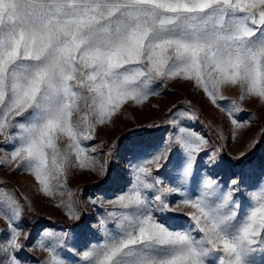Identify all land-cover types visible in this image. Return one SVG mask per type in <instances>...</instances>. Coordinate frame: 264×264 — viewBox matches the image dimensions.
<instances>
[{
  "label": "snow or ice",
  "instance_id": "1",
  "mask_svg": "<svg viewBox=\"0 0 264 264\" xmlns=\"http://www.w3.org/2000/svg\"><path fill=\"white\" fill-rule=\"evenodd\" d=\"M178 77L202 91L235 129L250 124L222 93L239 88L242 100L264 103V0H0V135L12 144L11 159L21 161L17 169L32 174L47 196L54 194L49 179L64 175L67 162L55 143L58 134L67 135L79 159L94 151L81 145L94 139V124L110 122L128 101L157 95L156 80ZM84 91L92 94L95 115L82 127L72 116L78 99H87ZM192 119L174 105L171 136L163 143L139 139L151 126L129 129L124 149L130 186L138 187L117 199L127 200L130 214L119 231L81 251L67 247V234L45 229L34 245L47 253L42 264H68L63 253L70 251L77 264H264V180L242 192L247 180L241 176L224 190L218 177L201 170L203 156L208 164L216 161L205 151L207 138L185 123ZM165 176L171 186L159 187ZM177 193L181 199L170 206L167 196ZM181 205L194 210L185 230L166 222V213ZM4 208L10 215L3 213L9 229L0 240V264H25L20 253L29 246L21 238L30 234L21 237L22 209L14 199L0 201ZM66 214L80 219L72 207Z\"/></svg>",
  "mask_w": 264,
  "mask_h": 264
},
{
  "label": "rangeland",
  "instance_id": "2",
  "mask_svg": "<svg viewBox=\"0 0 264 264\" xmlns=\"http://www.w3.org/2000/svg\"><path fill=\"white\" fill-rule=\"evenodd\" d=\"M168 54L170 53H165ZM153 87L156 88L157 95L150 96L141 104L128 101L115 110L110 122L94 124V139L81 140L82 146L94 151H87L79 159L75 150L69 149L71 142L67 135L58 134L55 143L59 151L66 154L67 162L64 163V175L49 179L54 190L52 196L43 194L42 186L34 180L32 174L17 169L16 166L21 161L19 158L15 161L11 159L12 144H5V136L0 135V201L17 200L22 209V218L19 220L21 237L30 234L29 240L21 238V242L29 246L20 253L25 264H42L47 259V253L34 246L45 229L56 234H67V247L75 251L102 242L106 233L119 231L118 224H123L124 216L130 213L125 207L127 200L120 201L117 197L121 194L130 196L138 187L130 186V157L125 152L123 137L129 129L151 126V130H140L145 135L139 139L147 144L163 143L171 136L168 119L169 110L174 105L189 112L193 119L185 123L207 138L205 151L214 152L216 163L208 164V157L200 153L203 156L201 170L218 177L224 190L228 189L232 179H239L241 176L247 180L246 184L240 186L242 192L250 191V185L264 180V175L261 174L264 166V103L251 96L242 100L243 93L239 88H225L222 94L227 100L234 101L243 109L236 114L238 119L251 121L242 129H235L227 116L211 105L191 81L179 77L160 79L155 81ZM83 95L87 99H78L79 111L72 116V122L82 127L92 124L95 115V109L89 106L92 94L84 91ZM242 153L246 155L242 156ZM80 159L84 160V167L80 166ZM61 160H64L63 156ZM91 164H95L97 169L103 166L105 171L91 170ZM200 164L198 156L197 166ZM163 179L166 184L159 187L171 186L172 181L167 176ZM154 195L155 193L150 192L149 198L152 199ZM258 195L259 191L252 193L253 206ZM181 196L182 193L168 195L167 203L171 206ZM161 198L164 199V196ZM237 199L244 202L246 210L249 208L244 197L238 194ZM69 207L74 208L79 215L78 221L70 219L66 214ZM192 211L194 210L190 207L181 205L174 213H166V222L177 230H185L190 226L187 214ZM4 212L10 215L7 208L0 210V240L9 229ZM45 242H48L47 238ZM75 251L63 253L68 264H77Z\"/></svg>",
  "mask_w": 264,
  "mask_h": 264
}]
</instances>
